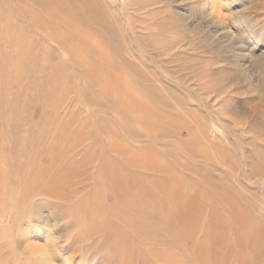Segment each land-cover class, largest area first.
Masks as SVG:
<instances>
[{"label":"rangeland","instance_id":"obj_1","mask_svg":"<svg viewBox=\"0 0 264 264\" xmlns=\"http://www.w3.org/2000/svg\"><path fill=\"white\" fill-rule=\"evenodd\" d=\"M32 243L264 264V0H0V264Z\"/></svg>","mask_w":264,"mask_h":264},{"label":"bare ground","instance_id":"obj_2","mask_svg":"<svg viewBox=\"0 0 264 264\" xmlns=\"http://www.w3.org/2000/svg\"><path fill=\"white\" fill-rule=\"evenodd\" d=\"M224 37V36H223ZM232 40V39H231ZM243 46V45H242ZM238 51L239 52H241V53H239L238 54V57H239V60H241V61H243V62H246L247 60H249L251 57H252V55L250 54V53H245V49L243 48V47H241V48H239L238 49ZM236 55V54H235ZM233 58V57H232ZM253 58V57H252ZM247 64H249V63H247ZM247 67V66H246ZM31 243V242H30ZM23 246V248H25L26 249V251L30 254V255H32V256H36L35 257V262L33 263V264H38L39 263V261L41 262H47L48 261V259H47V257L44 255L45 254V251L38 245V244H36V243H32L31 244V247H25L24 245H22ZM47 254H49V253H47ZM44 262V263H45ZM43 263V264H44ZM45 264H50V262L49 263H45Z\"/></svg>","mask_w":264,"mask_h":264}]
</instances>
